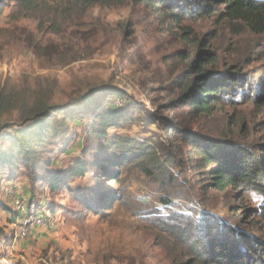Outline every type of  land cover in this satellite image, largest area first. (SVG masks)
I'll return each instance as SVG.
<instances>
[{"label": "rangeland", "instance_id": "obj_1", "mask_svg": "<svg viewBox=\"0 0 264 264\" xmlns=\"http://www.w3.org/2000/svg\"><path fill=\"white\" fill-rule=\"evenodd\" d=\"M3 1L9 2L0 14V88L7 83L28 107L43 92L47 104L60 105L69 116L56 123L64 133L63 141L50 137L30 161L14 159L7 164L5 159L15 146L9 138L27 129L30 122L15 106L0 107V260L12 255L15 264H173L164 248L168 234L141 213L154 208L168 217L177 213L191 219L204 212L236 223L242 230L263 233L264 221L254 214L262 195L250 188L238 192L205 186L203 177L189 170L185 133L234 144L243 140L244 126L255 125L256 133L245 138L264 137V105L225 103L213 114L197 118L166 106L178 95V90L168 88L171 79L188 69L196 55L192 42L202 38L207 42L205 49L216 53L209 69L224 70L241 63L245 72L264 63L244 67L257 43L264 44L260 36L241 24L221 21L216 14L184 16L177 24L137 0H126L117 8L91 7L58 33H51L33 18L11 17L16 4ZM114 89L123 94L110 95ZM118 99L122 106L115 104ZM100 102L104 109L123 108L137 118L131 125L109 128L108 136L154 143L160 156L172 164L183 190L167 192L133 165L122 170L119 181L105 178L103 169L90 166L104 157L95 152L102 142L86 136ZM170 117L178 129L168 128ZM174 159H180V164H174ZM77 160L86 161V175L63 178ZM58 172L64 184L50 191L49 179ZM112 190L119 200L111 210L99 215L83 212L81 200L96 203ZM161 197L171 201L165 206ZM16 200L35 204L44 218L56 221L55 227H34L24 240L16 239ZM246 210L251 217L245 218Z\"/></svg>", "mask_w": 264, "mask_h": 264}, {"label": "trees", "instance_id": "obj_2", "mask_svg": "<svg viewBox=\"0 0 264 264\" xmlns=\"http://www.w3.org/2000/svg\"><path fill=\"white\" fill-rule=\"evenodd\" d=\"M10 1L16 4L11 17L33 18L39 27H46L51 33H58L66 24L83 16L91 7L117 8L126 3V0ZM137 1L145 3L162 19H169L177 24L184 16L203 18L216 14L219 20L241 24L264 41V0ZM8 2L0 0V14ZM192 43L196 55L189 63L188 69L171 79L168 88L171 92L178 90V95L168 100L167 107L179 108L185 115L197 118L213 114L225 103L244 104L252 101L256 105H264V63L245 72H242L241 63L224 70L209 69L208 66L215 64L217 60L216 53L205 49L207 42L205 44L202 38ZM262 60L264 44L258 42L255 51L246 59L244 67ZM122 94V91L116 89L110 93L118 96ZM36 97L39 99L35 98L34 103L28 107L17 93L11 92L7 83L0 88V107L6 105L8 109L15 106L21 115H28L26 119L30 122L27 129L9 138L15 146L10 148L13 152L5 159L7 164H13L14 159L26 158L30 161L50 137L64 140V133L59 131L56 123L66 121L68 112L58 104H47L45 98L42 99L43 92L37 93ZM96 112L86 136L90 141L102 142L95 152L103 154L104 157L91 163L92 168L99 167L103 169L105 178L119 181L122 170L128 165H133L145 176L154 179L167 192L177 188L183 190L181 181L173 172L172 164H168L160 156L154 143L121 135L108 136L109 128L131 125L136 121V115L132 111L123 108L104 109L100 102ZM56 113H62V118L56 119ZM166 122L171 130L179 128L173 117L166 119ZM254 126H244L240 131L243 140L234 144L224 138L186 132V157L189 170L202 176L206 182L205 186L219 191L227 188L238 192L247 188L256 190L262 195V204L254 214L264 221V137L249 140L245 138L246 135L256 133ZM87 147L88 144L85 148ZM173 162L180 164V159H174ZM87 172L86 161L77 160L65 171L63 178L83 177ZM207 176L210 177L209 181L205 180ZM62 179L59 172L53 174L49 179V190H59L61 184H64ZM117 200L119 194L112 190L105 193L96 203L84 200H81V203L84 213L99 215L102 210H111ZM160 201L166 206L171 199L161 197ZM141 213L168 234L169 241L164 248L172 257L173 264H264V230L257 235L251 229L242 230L236 223H225L219 217L204 212L195 219L183 218L182 214L177 213L168 217L155 208L142 210ZM243 215L247 216L245 218L251 217L248 210Z\"/></svg>", "mask_w": 264, "mask_h": 264}, {"label": "built area", "instance_id": "obj_3", "mask_svg": "<svg viewBox=\"0 0 264 264\" xmlns=\"http://www.w3.org/2000/svg\"><path fill=\"white\" fill-rule=\"evenodd\" d=\"M116 105L122 106L120 99L115 101ZM15 207L17 211L18 227L16 229L15 238L24 240L34 227L45 226L54 228L56 221L54 219H46L38 212L35 204L25 205L23 200H16ZM0 264H15L12 255L1 258Z\"/></svg>", "mask_w": 264, "mask_h": 264}, {"label": "crops", "instance_id": "obj_4", "mask_svg": "<svg viewBox=\"0 0 264 264\" xmlns=\"http://www.w3.org/2000/svg\"><path fill=\"white\" fill-rule=\"evenodd\" d=\"M40 231H43V230H40ZM36 232H38V231L36 230Z\"/></svg>", "mask_w": 264, "mask_h": 264}]
</instances>
